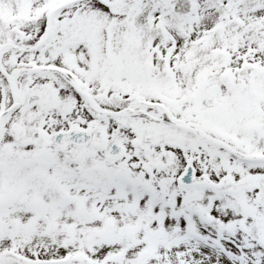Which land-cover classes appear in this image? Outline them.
<instances>
[{
	"label": "snow or ice",
	"instance_id": "snow-or-ice-1",
	"mask_svg": "<svg viewBox=\"0 0 264 264\" xmlns=\"http://www.w3.org/2000/svg\"><path fill=\"white\" fill-rule=\"evenodd\" d=\"M0 264H264V0H0Z\"/></svg>",
	"mask_w": 264,
	"mask_h": 264
}]
</instances>
